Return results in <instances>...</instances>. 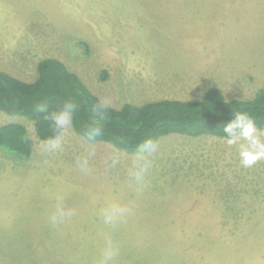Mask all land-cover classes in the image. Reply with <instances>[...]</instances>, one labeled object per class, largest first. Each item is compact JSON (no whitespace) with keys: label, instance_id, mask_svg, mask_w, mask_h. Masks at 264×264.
Wrapping results in <instances>:
<instances>
[{"label":"rangeland","instance_id":"1","mask_svg":"<svg viewBox=\"0 0 264 264\" xmlns=\"http://www.w3.org/2000/svg\"><path fill=\"white\" fill-rule=\"evenodd\" d=\"M46 58L114 108L212 88L251 100L264 87V0H0V71L30 82ZM10 122L31 129L34 150L0 149V264H98L106 236L113 264H264V160L244 168L220 137L169 134L138 188L135 153L98 142L84 174L73 126L48 152L30 120L0 111ZM57 196L75 214L53 226ZM112 202L131 209L115 227L100 215Z\"/></svg>","mask_w":264,"mask_h":264},{"label":"trees","instance_id":"2","mask_svg":"<svg viewBox=\"0 0 264 264\" xmlns=\"http://www.w3.org/2000/svg\"><path fill=\"white\" fill-rule=\"evenodd\" d=\"M80 42L88 47L86 41ZM98 99L79 74L56 58L41 60L37 76L30 82L0 71V111L30 120L41 141L53 134L52 122L44 118L45 114L69 100L78 105L73 129L84 138ZM235 111L247 112L258 127L264 128V87L251 100H227L220 89L212 88L202 99H162L142 106L126 103L121 108L109 107L97 141L136 153L146 139L157 142L169 134L222 138L223 125ZM27 136L31 139H26ZM0 149L28 160L34 150V139L28 127L19 122L1 125Z\"/></svg>","mask_w":264,"mask_h":264},{"label":"clouds","instance_id":"3","mask_svg":"<svg viewBox=\"0 0 264 264\" xmlns=\"http://www.w3.org/2000/svg\"><path fill=\"white\" fill-rule=\"evenodd\" d=\"M111 107V101L106 98L98 99L93 106V117L91 124L84 133L85 149L77 156L76 166L84 174L92 171L91 161L96 154L95 146L98 143L97 137L103 132L102 122L107 118V109ZM78 105L69 100L51 112L45 114V119L50 120L53 125V134L41 141V147L48 152H56L63 147L65 137L72 127L73 117ZM31 131V129H29ZM224 136L221 138L229 147L237 150L239 163L244 168L253 167L258 161L264 160V128L257 126L254 119L245 111L232 113L230 121L223 125ZM26 139H31L27 136ZM158 143L152 139H146L139 147V150L132 158L129 169V177L138 188H142L151 167V157L157 151ZM112 158V164L119 162V150ZM61 197L57 196V207L49 217V223L53 226L63 224L75 213L72 209H66L59 202ZM131 209L118 202L109 203L101 210V218L104 225L115 227L122 222L130 213ZM119 255V247L106 236L105 247L102 250L98 264H113Z\"/></svg>","mask_w":264,"mask_h":264}]
</instances>
